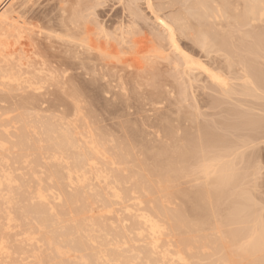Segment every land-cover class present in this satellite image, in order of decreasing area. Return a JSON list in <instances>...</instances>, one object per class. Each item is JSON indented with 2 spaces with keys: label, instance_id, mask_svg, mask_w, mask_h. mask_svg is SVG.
<instances>
[{
  "label": "bare ground",
  "instance_id": "obj_1",
  "mask_svg": "<svg viewBox=\"0 0 264 264\" xmlns=\"http://www.w3.org/2000/svg\"><path fill=\"white\" fill-rule=\"evenodd\" d=\"M80 1L0 0V264H238V261L263 264L264 258L260 257L264 253L263 215L255 212L245 217L241 213L243 218L238 219L236 215L235 218L225 217L224 213L221 218L216 210V201L224 197L220 190L242 180L237 177L239 173L235 174L238 167H234L240 162L228 160L233 153L206 152L204 147H210L209 142L213 141L205 140L202 144L204 140L200 139L198 153L189 149L187 135L194 126L186 128L192 129L190 133L184 129L187 123H193L189 118H182L185 116L180 115L182 110L178 108L181 102L184 106L187 97L184 101L176 98L183 89V86L180 90L176 88L183 77L179 80L174 77V81L179 82L171 81L173 84L169 83L171 79L164 83L166 80H162L161 71L159 76V69L165 67L161 66L163 62L178 60L179 56L170 59L173 56L166 54L164 47L169 48L170 41L173 49L170 51L182 57L183 62L178 61L184 69L180 71L189 78L190 84L197 82L199 73L195 72L203 70L207 79L216 83L211 86L226 87L227 77L223 79L225 76L214 74L219 63L226 64L221 68L226 67L231 74L234 64L240 66L239 70L234 69L242 80L237 81L241 78L237 75L233 81L248 87L247 82L252 84L250 70L257 77L262 70L255 69L262 66L250 68L246 63L250 59L248 53H252L250 48L256 50L257 47L245 44L243 50L242 44L255 34L264 33V0H180L182 4L185 2L184 7L192 6L196 25L187 17L191 11L180 16L186 12L183 10L172 19L178 30L164 22L167 28L164 25L163 28L168 34L165 30L161 34L165 32L167 35H163L168 38L164 40L162 36L161 40L169 39L165 42L168 45L160 42L156 46L155 33L152 41L146 36L148 38L136 42L134 37L131 38L134 46L128 41L132 49L130 45L126 47V51L132 52L126 54L118 52L121 47L112 46L114 42L108 49L109 43L106 48L107 44L95 41L92 26L89 27L92 23L87 25L90 21L84 10L90 4L84 5L85 0L81 3L85 6L82 5L83 9L79 7ZM101 31L103 35L106 33ZM177 31L193 38V44H197L194 46H200L198 48L206 54L211 48L217 49L212 52L219 58V53H224L221 55L226 56L222 58L225 63H215L213 56L215 61L211 60L216 69L209 72L203 65L207 62L193 60L192 51L189 55L182 50L184 44L180 45ZM258 38L262 43L264 39ZM122 42L124 45L125 41ZM260 42L251 46L264 48V43ZM242 51H249L248 59L240 58ZM206 54L204 57L209 58ZM228 54L234 58L232 62ZM256 54L250 56L257 57ZM175 60L171 66L175 67L174 63L178 62ZM194 74L197 78L192 77ZM157 82L162 86H155ZM185 88L187 94L189 91ZM250 88L248 94L253 97L255 93L249 92ZM196 89L193 88V93ZM221 105L219 102L218 106ZM249 121L246 126H254L255 123ZM199 125L195 124L203 127ZM198 133L195 132L200 136ZM248 140L247 137L245 141ZM245 141L242 138V142ZM251 182L254 185V181ZM181 193H185L189 201L180 199ZM243 197L244 193L239 197L242 201L234 202L233 208L248 202L252 204L249 200L252 196H245L249 201L241 204ZM234 199L238 198L232 196L231 200ZM186 204L191 205L189 210ZM233 208L229 206L226 210L240 213L241 208ZM234 258L238 259L234 262Z\"/></svg>",
  "mask_w": 264,
  "mask_h": 264
},
{
  "label": "rangeland",
  "instance_id": "obj_2",
  "mask_svg": "<svg viewBox=\"0 0 264 264\" xmlns=\"http://www.w3.org/2000/svg\"><path fill=\"white\" fill-rule=\"evenodd\" d=\"M85 0H81L80 1V4H79V7L80 8H83L84 9V5H86V4H90V6L88 5V6H86L85 7V12H87V14H88V10H89V13H90V15L88 14H86V13H84V10L83 9H81V12L83 11V14L85 15V16H87V20H88V22L89 23H87V25L89 26L91 23V25L89 26V27H91L92 26V30H93V32H94V36H93V38L95 39V41L97 42V43H103L104 45H106L107 43H109L110 44V48H108V45L109 44H107V46H106V48H108V49H111L112 48V46L113 45H115V46H117L116 48H119V47H121V48H125V49H121L120 48V50L118 51V52H128V53H131L132 51H126L127 49H126V47H128L133 41H134V39H131V38H136L135 40H136V42L137 41H140L142 38H144V39H146V38H148L149 37V40H153L152 38H154V37H156L153 41H155L154 42V44L155 43H157L156 44V46H158L159 45V43L161 42V43H164V44H167L168 45V43H169V48H168V46H165V45H162L163 47H164V49L165 50H167L166 51V54L168 53V54H170V56H173V57H170V59H174V58H177V56H179L178 57V60H180L181 62H183V59H182V57L180 56V55H178L177 53L175 54V52H171V51H173V49H172V47H171V45H170V41H169V39H167V41H164L166 38L165 37H167L168 38V36H164L163 34L166 32L167 33V31L165 30V28H163V25L162 24H160V20H163L164 22H166L168 25H170L171 26V24H173L174 22H173V20H174V18H175V15L176 16H179L180 15V13H182V12H184V11H186V12H184L183 14H181L180 16H183V15H187V12L188 11H191V13H189L190 15H188L187 17H190L191 18V20H190V22L191 23H195V25H196V21H194V20H196L193 16H192V14L194 13V10L191 8L192 6H189V7H184L185 5V2H183V4L181 3V1L180 0H176V1H173V0H150V1H148V0H89V3H87V1H86V3L84 2ZM93 1H95L94 3H90V2H93ZM152 1V2H151ZM85 3L84 5L83 4H81V3ZM102 2V3H101ZM104 2H106L105 4H104ZM135 2V3H134ZM178 2L180 3V4H178ZM98 3H99V5L100 6H98ZM129 3H130V5H129ZM146 3H150V4H148L149 6H147V4ZM152 3V4H151ZM173 3H174V5H173ZM176 3V4H175ZM93 4H95V5H93ZM103 4V5H102ZM131 4H137L136 6H132ZM84 7H83V6ZM91 5H93V6H95V7H93V6H91ZM184 5V6H183ZM190 5H192V4H190ZM7 6V5H6ZM127 6V7H126ZM139 6H140V8H139ZM150 6H152L151 8H150ZM172 6V7H171ZM186 6H188V2L186 3ZM87 7H91L90 9L89 8H87ZM93 7V8H92ZM126 7V8H125ZM134 7H136V8H134ZM131 8H133V9H131ZM153 8V10H151ZM155 8V9H154ZM176 8V9H175ZM5 9V7L3 8V10ZM96 9V10H95ZM124 9V10H123ZM130 9V10H129ZM139 9H140V11H139ZM179 9V10H178ZM91 10H93V14L94 15H92L91 16V13H92V11ZM94 10H95V12H96V14H95V12H94ZM129 11V13H128V11ZM176 10H178V11H176ZM184 10V11H183ZM188 10V11H187ZM126 11V12H125ZM135 11H137L136 12V15H135ZM150 11V12H149ZM153 11V12H152ZM152 12V13H151ZM156 12V14H154ZM133 13V14H132ZM140 13V14H139ZM177 13V14H176ZM97 14H98V16H97ZM138 14H139V16H138ZM157 14H159V15H157ZM179 14V15H178ZM130 15V16H129ZM153 15V16H152ZM157 15V16H156ZM91 18H96L95 20H93L92 18L89 20L88 18L89 17ZM173 16V17H172ZM103 17V18H102ZM129 17V18H128ZM136 17H138L139 19H137ZM147 17V18H146ZM168 17V18H167ZM117 18V19H116ZM131 18V19H130ZM141 18H145V19H141ZM156 18H158V19H156ZM165 18V19H164ZM99 19L101 20V21H99ZM125 19V20H124ZM133 19H135L134 21H132ZM158 20V21H156V20ZM167 19V20H166ZM173 19V20H172ZM193 19V20H192ZM97 20H98V22H97ZM113 20V21H112ZM143 20V21H142ZM147 20V21H146ZM169 20H170V22H169ZM117 21H119V22H117ZM141 21V22H140ZM153 21V22H152ZM105 22V23H104ZM128 22H130V23H128ZM133 22V23H132ZM172 22V23H171ZM101 23V24H100ZM137 23V24H136ZM143 23H144V25H143ZM148 23H150V24H148ZM159 23V24H158ZM106 24V25H105ZM120 24V25H119ZM130 24V26H128ZM133 24V25H132ZM134 24L136 25V26H134ZM142 24V25H141ZM96 25V26H95ZM103 25V26H102ZM113 25V26H112ZM121 25H122V27H121ZM126 27H128V28H126ZM176 25L177 24H173V28H175L176 27ZM194 25V24H193ZM194 25V26H195ZM102 26V27H101ZM119 26V27H118ZM152 26V27H151ZM159 26H160V28H159ZM131 27V28H130ZM151 27V28H150ZM157 27V28H156ZM103 28V29H102ZM116 28V29H115ZM151 30H150V29ZM107 29V30H106ZM119 29V30H118ZM154 29H157V30H154ZM159 29V30H158ZM163 29V30H162ZM176 29H177V27H176ZM193 29V31L195 30V27H193L192 28ZM101 30H103V32H106L104 35L102 34V31ZM105 30V31H104ZM117 30V31H116ZM134 30V31H133ZM138 30H142V31H138ZM165 30V32H163V34H161V32L162 31H164ZM178 30V29H177ZM260 30H262V29H260ZM259 30V31H260ZM98 31V32H97ZM109 33H108V32ZM115 31V32H114ZM130 31V32H129ZM152 31V32H151ZM258 31V32H259ZM264 31V30H263ZM101 32V33H100ZM121 32L123 33V32H125V34H121ZM127 32V33H126ZM128 32L130 33V35H127L128 34ZM144 32H145V34H144ZM114 33L116 34V35H114ZM131 33H133V34H131ZM143 33V34H142ZM154 33H155V35H157V36H155L154 35ZM165 33V35H167ZM179 32L177 31V34H178ZM260 33H263V32H260ZM106 34H108V35H106ZM118 34V35H117ZM138 34H141V35H138ZM158 34H161L160 35V37H159V35ZM180 35H178V36H180L179 38H180V45L181 44H184L183 46H182V50L183 51H185L187 54L188 53H190V51H192L193 52V56H190V57H192V58H194L193 60H197V59H200V60H202L201 61V63H206L207 62V64H203L204 65V67H208L207 69H208V71L210 72L211 70H212V72H213V68L215 67V69H216V65H215V63H217V61L218 62H223V63H225L223 60H222V58H225L224 57V53H219V56L221 57V58H219L216 54H213V50H215V51H217V49L216 48H211V49H209L208 51H210L211 50V52L209 53V52H207V53H209V54H206V51L204 52V51H202L201 50V48H198V47H200V46H198V47H196L197 46V44L195 43V44H193L194 43V41H193V38H189L187 35V38H186V36H184L186 33H179ZM188 34V33H187ZM252 34H254V33H252ZM264 34V33H263ZM263 34H259L258 36H260V35H263ZM121 35H123V36H121ZM132 35V37H130ZM154 35V37H152ZM183 37H182V36ZM189 35V34H188ZM104 36V37H103ZM108 36V37H107ZM112 36V37H111ZM114 36V37H113ZM122 37V39L121 38H119V37ZM126 36V37H125ZM128 36H129V39H128ZM146 36H148V37H146ZM162 36H164L163 38H162ZM190 36V35H189ZM253 36V35H252ZM254 36H257L256 34L254 35ZM253 36V37H254ZM258 36L257 37H255L254 39H253V37L250 39L249 38V40L247 39V41H249V43H247V41H244V44H242V49H243V47H245V44H250V47H257V48H254V49H256V50H252L251 48H250V51L252 52V53H250L249 51V53L248 52H246V51H242V53H240L239 52V55H240V58L241 57H243V58H247L248 56H247V53H248V55H249V57H250V59H248L247 60V64L249 65V66H251L250 68H252V69H254V67L256 68L258 65L259 66H262V67H257V68H259V69H255L256 71H258V72H260L261 70V73H259V74H264V69H263V66H264V60H263V58H264V48L263 49H260L259 50V48H261V47H258L259 45H256L255 44V46L253 45V46H251L253 43H255V42H260V41H257V39L256 38H258ZM264 36V35H263ZM263 36H260L261 38L263 37ZM106 37V38H105ZM124 37V38H123ZM157 37H159V39L157 38ZM118 38V39H117ZM161 38L162 39H164V40H161ZM182 38H184V39H182ZM189 38V39H188ZM261 38H258V39H261ZM105 39V40H104ZM109 39V40H108ZM125 39V40H124ZM140 39V40H139ZM188 39V40H187ZM192 39V40H191ZM262 39H264V37L262 38ZM111 40V41H110ZM117 40V41H116ZM120 40V41H119ZM122 40L123 41H125V44H127L128 43V41H129V43H128V45H123V43L124 42H122ZM133 40V41H132ZM148 40V39H147ZM161 40V41H160ZM187 40V41H186ZM250 40H253L254 42H252V44L250 43ZM108 41V42H107ZM119 41V42H118ZM169 41V42H168ZM263 42L261 43V45L264 43V40H262ZM113 44H112V43ZM165 42H168V43H165ZM189 42V43H188ZM135 43V41L133 42V44ZM160 43V44H161ZM111 44H112V46H111ZM133 44H131L132 46H134ZM257 44H259V43H257ZM129 46V47H131L130 49H132V46ZM194 45H196V46H194ZM199 45V44H198ZM122 46H124V47H122ZM188 47V48H187ZM189 47H191L192 49H190ZM248 47L249 46H247L246 48L248 49ZM115 48V47H114ZM115 48V49H116ZM168 48V49H167ZM129 48H128V50H130ZM188 49H189V52H188ZM196 49V50H195ZM231 49V48H230ZM171 50V51H170ZM206 50V49H205ZM243 50H245V49H243ZM249 50V49H248ZM257 50H259V51H257ZM169 51V52H168ZM199 53H198V52ZM213 51V52H212ZM229 51V50H228ZM255 51V53H253ZM260 51L263 53V54H261L260 53ZM171 52V53H170ZM194 52H195V54H194ZM231 52V51H230ZM244 52H246V53H244ZM172 53H174V54H172ZM256 53H259V55H257ZM126 54V53H125ZM197 54V55H196ZM204 54H206V56H209V58H210V62L208 61L209 60V58L208 57H204L205 55ZM221 54H224V55H221ZM231 54L232 53H230V56H231ZM241 54H243L242 56H241ZM252 54H256L257 55V57L256 56H250V55H252ZM189 55H191V53L189 54ZM202 57H201V56ZM175 56V57H174ZM213 56H215V58H216V61L214 60L215 58H213ZM263 58H262V57ZM125 57H129V56H125ZM217 57L219 58V59H217ZM228 57H229V54H228ZM252 57H254V60L252 59ZM256 57V58H255ZM202 58V59H201ZM213 58V60L215 61V63L211 60ZM232 58V59H231ZM229 57L228 59H229V61L231 60V62H232V60L234 59L233 57ZM251 59H252V61H251ZM175 60V59H174ZM174 60H172V62H174ZM177 59L175 60V61H178ZM204 60V61H203ZM242 61H246V59H241ZM261 60H263V61H261ZM170 61V60H169ZM258 61V62H257ZM171 61L170 62H168V63H166V62H163L164 63V65H161L162 67H166L167 65L166 64H168V65H170V63H171V65H173V63H172ZM181 62H176V63H174V64H176L175 65V67L174 66H167L166 68L164 67V68H161L162 70H160L159 69V76H160V73H161V77H162V80L165 78V80L166 79H168V80H170L169 81V83L170 84H173V83H171V81L173 82L174 81V79L176 78V77H178V78H176L177 80H179V79H181L182 77V80H179V81H181V82H179V81H177V80H175L174 81V83H176V82H179L177 85H179V87H176V86H174V87H176V88H179L178 90H180L181 88V86H183V89L185 88V87H187V85H189L190 84V81L188 80L189 78L186 76L185 77V75H183L184 73H181V71H180V69H182V67L183 66H181ZM210 64H209V63ZM255 64L256 62V64H255V66H254V64ZM162 63V64H163ZM211 63H213V64H211ZM234 63H235V60H234ZM245 63V64H246ZM184 64V63H183ZM263 64V65H262ZM179 65V66H178ZM206 65V66H205ZM207 65H213V66H207ZM235 65V64H234ZM233 65V68L232 69H234V68H237L238 70L240 69V66H239V68H238V66L237 65H235L234 66ZM253 65V66H252ZM160 66V67H161ZM176 66H177V68H176ZM181 66V67H180ZM223 66H226V64H222V65H220L219 63H218V65H217V69H216V71L218 70V72L220 71V73H218V72H216L215 70V72H214V74L215 75H217L218 77H219V75H221V77L223 76H225V78H223V79H226V77H227V79H226V82H225V84H226V87H222V88H220L219 86H217V87H215L216 85V83H212L211 82V80H208L209 79V77H207V73H205L204 74V71L203 70H201V71H197V72H195V73H199L198 75L196 74V77H195V74H194V76H192V77H195V78H197V76H198V78H197V80H195V81H197L196 83H191L192 84V86H194V84H196L194 87H192L191 86V84H190V86H188L187 88H185V90H188L187 92V94H186V92L183 90H180L179 91V93H181L180 95H179V93L176 95V98H179V100H181V101H184L185 99H186V97H187V101L185 100L184 102H183V104H184V106L182 105V102H181V105H180V107H178V108H181L180 110H182V111H179L177 108H175V110L176 111H179V113L180 112H182L180 115L181 116H185V117H182V118H184V119H188L189 118V121L190 122H192L193 124H191V123H187L185 126H187V127H185L184 129H186V128H189V127H192V126H194V131L192 130V129H186L187 131H189V133H190V130H192L191 132L193 133L194 132V134H188L187 136H189V138L187 139V145H188V147H189V149H191L193 152L195 151V153H198L200 150V146H199V142H200V139H201V142H202V144H204V143H206V141H213V142H209L212 146H214V147H212L211 145H210V147H204L205 148V151L206 152H210L211 154H218L217 152H219L220 154H224V153H226V152H228V153H233V154H231L232 155V158L230 157V158H228V160H230L231 161V159L233 160V161H235V162H240V163H235L234 165H236V166H234V167H238V169H239V172H237V168H234V170L235 169H237V170H235V174H237V173H239L238 175H237V177H238V179L239 178H241L242 180H238V183H240L239 185H240V187H239V185L237 186L238 188H234L233 189V187L235 186V185H237L238 183H236V184H229L227 187H224V188H222L223 189V191L222 190H220V192H221V195L222 196H224L223 198H221V196H220V200L218 201H216V210H217V214H218V217H220L221 216V218H223L222 217V215H224V213H225V217H228V218H232V217H234L235 218V215H236V218H238V219H242L243 217L242 216H245V217H248V216H250V214H255V212H259V213H261V215H263L262 217H264V211H263V213H262V210H264V116L262 115V114H264V94H262L263 93V91H264V88H262L263 86H264V75H262V77H260L261 75H257V77H259V78H257L256 76H254V75H256V73L253 71V70H250V73H249V75H250V77L252 78L251 80H252V84L251 83H248L247 82V86L248 87H246V85H245V83H244V85H242L243 83L242 82H237V81H241L242 80V77H241V74L238 72V70L237 69H234V70H232L231 69V72H232V74L230 73V70L228 71V69L225 67V68H221V67H223ZM172 68H175V69H172ZM212 68V69H211ZM249 68V69H250ZM183 69H184V67H183ZM182 69V70H183ZM174 70V71H173ZM177 70H179L178 72H177ZM161 71V72H160ZM203 71V72H202ZM172 72V73H171ZM177 73L178 74H180V75H177ZM201 73H203V74H201ZM228 73H229V75L231 76H229L228 75ZM255 73V74H254ZM167 74V75H166ZM175 74V75H174ZM237 75H239V77H241L240 79H238L237 81H233V80H236L237 79V77H236V79H235V76H237ZM252 75V76H251ZM167 76H169V77H167ZM170 76L172 77V78H170ZM229 76V77H228ZM175 77V78H174ZM238 77V78H239ZM187 78V79H186ZM195 78H193V79H195ZM201 78V79H200ZM208 78V79H207ZM260 78H262L263 79V81H262V79H260ZM159 79H160V77H159ZM199 79H200V81L202 82H199ZM204 79H205V81H204ZM230 79V80H229ZM164 80V81H165ZM206 80H208V81H206ZM227 80H229V81H227ZM158 81H160V80H158ZM164 81H161V82H164ZM186 82V83H182V82ZM194 81V82H195ZM213 81V80H212ZM223 81V80H222ZM233 81V82H232ZM214 82V81H213ZM232 82V83H231ZM236 82H237V84H236ZM259 82H263L262 84L261 83H259ZM164 83H167V80L164 82ZM181 83V84H180ZM198 83H200V84H198ZM205 83V84H204ZM242 83V84H241ZM159 84V85H158ZM183 84V85H182ZM184 84H187L186 86H184ZM202 84V85H201ZM215 85V86H211V85ZM228 84H231V85H228ZM156 85H158V87L161 85V83H156L155 84V86ZM198 85H201V86H198ZM205 85H207V86H205ZM162 86V85H161ZM212 88H211V87ZM242 86L244 87V88H242ZM249 86H251L252 88H250V91L249 92H252V93H255V94H253L252 96L253 97H251V93H249L248 94V90H249ZM260 86V87H259ZM191 87H192V90H193V88H197L195 91V93H193V91L191 90ZM236 89H235V88ZM238 87V88H237ZM246 87V88H245ZM205 88H207V89H205ZM241 89H243V90H241ZM256 89H258V90H256ZM205 92H204V91ZM262 90V91H261ZM199 91V92H198ZM225 91L227 92V93H225ZM241 91V92H240ZM261 91V92H260ZM185 92V93H184ZM198 92V93H197ZM229 92V93H228ZM197 93V94H196ZM210 93V94H209ZM188 94H189V97H188ZM191 94V95H190ZM199 94V95H198ZM218 95V96H217ZM230 95V96H229ZM244 95H247L248 97H250V98H247L246 96H244ZM263 95V96H262ZM178 96V97H177ZM190 96H192L191 98H190ZM194 96V97H193ZM206 96H208L209 98H207ZM220 96V98H216V97H219ZM260 96V97H259ZM205 98V99H203V98ZM223 97V98H222ZM238 98V99H236V98ZM246 97V98H245ZM197 100H196V99ZM215 98V99H214ZM242 98H244V99H242ZM260 98H262V100H260ZM192 99V100H191ZM226 99V100H225ZM195 100V101H194ZM209 100V101H208ZM239 100H241L239 103L237 102V101H239ZM258 100V101H257ZM213 101H214V104H213ZM243 101H248V105H249V107H247L248 105L246 104V102H243ZM252 101V102H251ZM189 102H190V104H189ZM197 102H198V104H197ZM206 102H207V105H206ZM211 102H212V104H211ZM219 102H221V106H218L219 105ZM223 102H224V104H223ZM226 102H227V104H226ZM231 102H232V104H231ZM249 102H250V104H249ZM259 103V104H258ZM194 104V105H193ZM195 104L196 105H198L197 107L195 106ZM218 104V105H217ZM244 104V105H243ZM258 104V105H257ZM210 105L212 106V108L210 107ZM214 105V106H213ZM217 105V106H216ZM187 106L189 107V108H187ZM206 106V107H205ZM250 106H252V108L250 107ZM254 106V107H253ZM258 106H260V107H258ZM229 107V108H228ZM256 107V108H255ZM194 108H196V109H194ZM241 110H240V109ZM260 109V110H259ZM187 110H189V111H187ZM193 110V111H192ZM252 110V111H251ZM262 110V111H261ZM186 111V112H185ZM233 111V112H232ZM185 112V113H184ZM202 112V113H201ZM216 112V113H215ZM226 112V113H225ZM194 113H195V115H194ZM230 113V114H229ZM253 113H255V114H253ZM184 114V115H183ZM185 114H188V115H185ZM189 115H193V116H189ZM205 115H207V116H205ZM215 115V116H214ZM194 116H196V117H194ZM202 116V117H201ZM239 116H241V117H239ZM217 117L219 118V119H217ZM224 117V118H223ZM231 117V118H230ZM239 117V118H238ZM259 117H260V119H259ZM195 118H197V119H195ZM202 118V119H201ZM263 118V119H262ZM208 119H211V120H208ZM262 119V120H261ZM199 120V121H198ZM221 120V121H220ZM249 120H252L251 121V123L253 122V123H255L254 124V126H252V125H249V126H246L247 125V123H249L250 121ZM198 121V122H197ZM213 121V122H212ZM232 121H234V122H232ZM262 121V122H261ZM206 122V123H205ZM208 122V123H207ZM217 122V123H216ZM230 122V123H229ZM261 122V123H260ZM199 123H201V125H203V127H196L195 126V124L198 126L199 125ZM213 123H215V124H213ZM245 124V125H241V124ZM217 124H219V125H217ZM236 124H238V125H236ZM189 125V126H188ZM201 125H199V126H201ZM210 125H212V126H210ZM221 125V126H220ZM255 125H257V126H255ZM263 126V127H262ZM196 127V128H195ZM221 127V128H220ZM228 127V128H227ZM231 127H233V128H231ZM241 127V128H240ZM198 128V129H197ZM251 128H253V129H251ZM199 129H201L202 130V133L200 134V133H198V130ZM256 129V130H255ZM201 130H199V132L201 131ZM203 130H205V131H203ZM186 131V132H187ZM195 132L196 133H198L200 136H198V135H196L195 134ZM206 132V133H205ZM208 132H209V135H210V137H207V135H208ZM256 132H258V133H256ZM203 133H205V136H202V135H204ZM220 133H222V134H220ZM223 133H224V135H223ZM233 133V134H232ZM252 133V134H251ZM187 134V133H186ZM191 135H194V136H191ZM208 135V136H209ZM212 135H214L213 137H212ZM231 135H233V136H231ZM251 135V136H250ZM257 135V136H256ZM197 136V137H196ZM195 138L194 140L195 141H192L191 142V139L192 138ZM204 137V138H203ZM212 137V138H211ZM221 137H222V139H221ZM247 137H248V142H246L245 140H247ZM208 138H209V140H208ZM213 138H215V140L213 139ZM242 138L244 139V141L245 142H242ZM258 140H257V139ZM211 139H213V140H211ZM217 139H219V140H217ZM229 139V140H228ZM206 140V141H205ZM225 140H227V141H225ZM198 141V142H197ZM219 141V142H218ZM238 141H240V142H242V143H239ZM193 142H197L196 144H198L197 146H195L196 144H193ZM235 142V143H234ZM234 143V144H233ZM239 143V144H238ZM244 143V144H243ZM226 146H225V145ZM233 144V145H232ZM236 144V145H235ZM241 144V145H240ZM248 144V145H247ZM256 144H257V146H256ZM199 146V147H198ZM223 146H225V147H223ZM228 146H230V147H228ZM231 146H232V148H231ZM248 146V147H247ZM190 147H193V148H190ZM196 147H198V148H196ZM221 147V148H220ZM243 147H245V148H243ZM251 147V148H250ZM222 148H226V150H224V149H222ZM194 149V150H193ZM215 149V150H214ZM219 149H220V151H219ZM236 149V150H235ZM238 149H240V150H238ZM242 149V150H241ZM246 149V150H245ZM229 150V151H228ZM231 150V151H230ZM197 151V152H196ZM239 151H242V152H240L239 153ZM239 153V154H238ZM242 154V156H240ZM233 155H235V156H233ZM253 155V156H252ZM236 156H238V157H236ZM248 156H250V157H248ZM234 157V158H233ZM242 157V158H241ZM241 158V159H240ZM234 159H236V160H234ZM241 160H242V162H241ZM248 161V162H247ZM254 161V162H253ZM233 163V162H232ZM253 163H255V164H253ZM239 164V165H238ZM240 166V167H239ZM242 166V167H241ZM245 166H247V167H245ZM258 166V167H257ZM245 168V169H244ZM248 170H247V169ZM253 168H255V169H257V170H255V169H253ZM241 169V170H240ZM243 169H244V171H243ZM254 170H255V172H254ZM249 171V173H252V174H249V173H246V172H248ZM252 171V172H251ZM245 173V174H244ZM246 175H249V177L248 176H246ZM246 176V178H244V177ZM251 176V177H250ZM244 179V180H243ZM239 181H241V182H239ZM248 181L250 182V183H248ZM251 181H254V185H252V183L253 182H251ZM244 182H246V184H244ZM243 183V184H242ZM249 185H250V187H249ZM246 186V187H245ZM241 187H244V188H241ZM236 189H238V190H236ZM242 189V190H241ZM251 189H254L253 191H251ZM218 190V191H219ZM227 190V191H226ZM237 192H236V191ZM230 193H229V192ZM231 191H233V192H231ZM235 191V192H234ZM241 191H245V192H241ZM225 193V195L223 194V193ZM232 193H236V194H232ZM244 193V197H243V202H241V204H243L244 202L246 203L247 201H251V203L252 204H250V202H248V203H246V204H243L244 206H242V207H238L239 205H237L236 207H234V208H241V209H239V212L240 213H237V214H235V212L234 211H227L226 209H228L229 208V206H231L232 208H233V203L234 202H236V201H242V199H239V197H241L242 196V194ZM246 193H248L247 195H246ZM252 193V194H251ZM226 194H228V195H226ZM231 194V195H230ZM249 194L252 196V198L251 199H249V200H246V199H248V198H250V197H248L249 196ZM180 199L182 198L184 201H189V200H187L188 198H186L185 197V193H181L180 195ZM228 196V197H227ZM236 197V198H238V199H234V200H231V197ZM238 196V197H237ZM245 196H247V197H245ZM246 198V199H245ZM219 199V198H218ZM228 200V201H227ZM231 200V201H230ZM253 200V201H252ZM255 201H257V203H255ZM224 202H225V205H224ZM227 203V204H226ZM240 203V202H239ZM259 203H261L260 204V206H257ZM223 205V206H222ZM186 209H190L189 207H191V205H189V204H186ZM225 206H228V207H225ZM245 206H247V207H245ZM248 206H250V207H252V208H250V207H248ZM253 206H256L255 208H253ZM218 207L219 208H225V210H221L220 211V209H219V211H218ZM244 207V209L245 210H243L242 208ZM262 207V208H261ZM233 208V209H234ZM247 208H249V210L250 209H252L251 211H249ZM259 208V209H258ZM261 208V209H260ZM256 209H258V211H256ZM238 210V209H237ZM261 210V211H260ZM109 211V210H108ZM224 211H227V212H224ZM243 211V212H242ZM232 212H234V213H232ZM254 212V213H253ZM104 213H106L107 214V210H104ZM220 213H222V214H220ZM227 213V214H226ZM228 213H230V214H232V215H234V216H232V215H228ZM242 213V216L241 215H239V214H241ZM244 213V214H243ZM97 214V213H96ZM98 216H99V214H97ZM239 215V216H238ZM231 216V217H230ZM241 216V217H240ZM228 218H226V219H228ZM264 220V219H263ZM263 223H264V221H263ZM236 254V253H235ZM264 253H261L260 254V257H262V259L264 258V255H263ZM235 257H236V255H235ZM236 259H238V258H234V262L236 261ZM239 263H244V262H240V261H238ZM238 263V264H239ZM234 264H237V262L236 263H234ZM244 264H247V262L246 263H244ZM263 264H264V262H263Z\"/></svg>",
  "mask_w": 264,
  "mask_h": 264
},
{
  "label": "snow or ice",
  "instance_id": "obj_3",
  "mask_svg": "<svg viewBox=\"0 0 264 264\" xmlns=\"http://www.w3.org/2000/svg\"><path fill=\"white\" fill-rule=\"evenodd\" d=\"M162 25H164V27H166L167 28V25L164 23V21L163 20H160L159 21Z\"/></svg>",
  "mask_w": 264,
  "mask_h": 264
}]
</instances>
